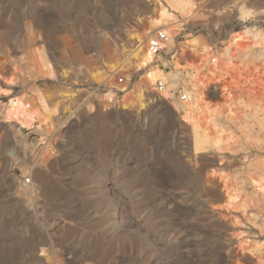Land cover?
<instances>
[{
	"label": "rangeland",
	"instance_id": "374dc122",
	"mask_svg": "<svg viewBox=\"0 0 264 264\" xmlns=\"http://www.w3.org/2000/svg\"><path fill=\"white\" fill-rule=\"evenodd\" d=\"M193 1L178 43L195 36L215 53L244 33L229 56L264 64V0ZM147 7L0 0V69L12 77L0 81V264H264V197L250 181L264 178V112L226 124L238 139L228 154L195 155L173 94L189 74L175 69L174 43L157 60L175 53L174 68L158 66L174 100L123 110L117 85L91 81ZM143 73L122 74V87ZM19 97L37 109L28 127L6 118Z\"/></svg>",
	"mask_w": 264,
	"mask_h": 264
},
{
	"label": "bare ground",
	"instance_id": "6f19581e",
	"mask_svg": "<svg viewBox=\"0 0 264 264\" xmlns=\"http://www.w3.org/2000/svg\"><path fill=\"white\" fill-rule=\"evenodd\" d=\"M147 4L146 11L137 17L127 36L126 45L122 46L120 59L109 61L93 72L92 83L114 89L119 74H124L129 82L144 70L133 86L116 99L117 107L137 111L150 98L169 99L172 95L166 86V75L153 65L159 56L148 48L150 40L162 29L167 34L163 48L169 43L175 44L179 52L174 60L175 69L189 71L187 78L193 86L192 90L188 89L192 100L180 102L177 108L179 119L191 130L194 154L214 153L221 157L228 154L238 139L226 124L237 125L249 115L264 112V64L247 63L242 57L229 56L231 50L245 47L244 33H231L225 48L215 53L195 36L178 43L183 27L196 13L193 0H147ZM6 72L5 68L0 69V81L11 84L12 77H7ZM158 82L164 84L162 89L158 88ZM36 110L25 97H19L11 103L6 118L28 127L35 122ZM250 181L254 192L264 197V178L251 175ZM221 183L227 202H236L229 183L225 180Z\"/></svg>",
	"mask_w": 264,
	"mask_h": 264
},
{
	"label": "built area",
	"instance_id": "2783aa9c",
	"mask_svg": "<svg viewBox=\"0 0 264 264\" xmlns=\"http://www.w3.org/2000/svg\"><path fill=\"white\" fill-rule=\"evenodd\" d=\"M167 41V34L165 33V31H163L162 29L158 30L156 32V35L155 37H153L150 42H149V45H148V48H149V51L151 53H153L155 56H158V55H161L164 48H163V44ZM251 51H255V52H258L260 51L259 49L255 48H252ZM262 52H264V50H261ZM174 51L172 50L171 52H168L167 53V61L162 63L160 61H157L155 64L156 66H159V64H161V66L164 68V69H167V68H172L173 67V56H174ZM264 54H262L261 56H263ZM248 56V55H246ZM258 58V57H256ZM255 63L258 64L260 63V59H255ZM187 72H182V74H180L179 76V80H178V83H177V88H176V91L174 94V97L179 101V102H183V101H186V100H192V96L193 95H190L188 93V89L189 90H192L193 89V86L190 84L189 82V78H187ZM124 75L122 74H119L117 76V81H116V88L114 89L115 91V98H119L121 96H123L127 91H128V88H130V86L128 87H122L124 84H125V81H124ZM119 86V88H117ZM158 88L159 89H162L164 87V84L162 82H158L157 84ZM125 89V90H123ZM173 92V91H172ZM214 93V92H213ZM170 100H174L173 97L170 98ZM26 183L30 184L31 183V179H26L25 180Z\"/></svg>",
	"mask_w": 264,
	"mask_h": 264
}]
</instances>
